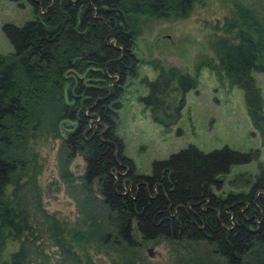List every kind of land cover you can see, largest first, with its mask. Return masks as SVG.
I'll use <instances>...</instances> for the list:
<instances>
[{"label":"trees","instance_id":"16d2710c","mask_svg":"<svg viewBox=\"0 0 264 264\" xmlns=\"http://www.w3.org/2000/svg\"><path fill=\"white\" fill-rule=\"evenodd\" d=\"M13 1L28 2L33 18L2 27L12 52L0 54V264H105L84 250L91 242L117 254L109 264H149L137 248L160 239L183 248L204 244L223 264H264V169L258 166L245 193L211 192L231 166L256 161L258 150L203 153L189 145L154 161L149 176L137 175L116 134L125 80L137 78L132 49L139 26L184 20L201 0ZM217 1L230 17L214 27L221 34L211 46L217 63L206 67L242 91L264 149V115L251 76L264 74V0ZM145 64L155 77L140 80L146 93L139 102L169 132L195 77ZM65 121L74 126L61 137ZM42 133L60 139L65 160L84 161L82 230L43 206L42 166L30 145Z\"/></svg>","mask_w":264,"mask_h":264},{"label":"rangeland","instance_id":"374dc122","mask_svg":"<svg viewBox=\"0 0 264 264\" xmlns=\"http://www.w3.org/2000/svg\"><path fill=\"white\" fill-rule=\"evenodd\" d=\"M227 17H230L227 6L219 4L217 0H201L200 6L184 20L145 21L139 26L132 49L133 55L140 61L136 66L137 78L125 80V92L118 101L120 106L115 118L122 151L132 162L135 174L149 176L154 161L166 160L189 145L203 153L223 147L238 153L259 151L256 161L231 166L228 174L217 178L219 188L211 190L216 196L247 192L257 175L258 166L264 169V149L247 116L242 91L229 87L222 73L217 77L210 67H206L209 61L217 63L211 46L215 45L216 38L221 34L214 27H220ZM32 18V7L28 2L0 0V54L12 52L2 27L5 24L21 27ZM148 61H156L162 67H176L195 77L196 87L185 95L181 117L169 132H163L154 125L148 111L139 102L146 93L140 80H153L155 77L154 70L145 64ZM251 76L258 89L264 115V74L252 73ZM61 124L59 135L64 137L74 125L68 121ZM60 144V139L43 133L30 142L42 166L38 177L42 203L48 212L57 213L70 228L82 230L83 217L79 214V206L82 205L84 193L80 178L85 173V164L79 156L65 160L66 155ZM92 186L94 195L98 197L96 181ZM135 238L138 241V237ZM174 243L160 239L141 244L137 249L140 258L149 264H223L211 255L212 248L204 244H186L185 248H189L187 252ZM97 247L96 243L91 242L84 250L94 260L105 264H109L111 259H118L113 251L99 252ZM127 259L130 260V254Z\"/></svg>","mask_w":264,"mask_h":264}]
</instances>
